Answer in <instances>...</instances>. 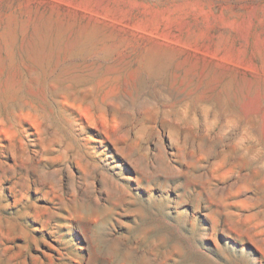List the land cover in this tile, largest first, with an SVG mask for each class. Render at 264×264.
Instances as JSON below:
<instances>
[{
    "label": "rangeland",
    "instance_id": "rangeland-1",
    "mask_svg": "<svg viewBox=\"0 0 264 264\" xmlns=\"http://www.w3.org/2000/svg\"><path fill=\"white\" fill-rule=\"evenodd\" d=\"M0 264H264V0H0Z\"/></svg>",
    "mask_w": 264,
    "mask_h": 264
}]
</instances>
